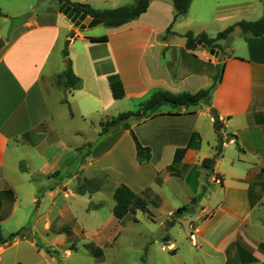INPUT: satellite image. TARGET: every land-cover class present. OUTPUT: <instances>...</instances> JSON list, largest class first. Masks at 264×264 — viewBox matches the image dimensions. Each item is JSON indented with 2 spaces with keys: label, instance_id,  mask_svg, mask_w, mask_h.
Listing matches in <instances>:
<instances>
[{
  "label": "crops",
  "instance_id": "0c3cea01",
  "mask_svg": "<svg viewBox=\"0 0 264 264\" xmlns=\"http://www.w3.org/2000/svg\"><path fill=\"white\" fill-rule=\"evenodd\" d=\"M70 1L105 10L133 5L136 0ZM34 6L31 3L28 8ZM58 8L54 0L13 27L6 24L10 15L0 11L4 42L0 49V224L17 212L16 183L7 170H12L9 165L21 147L30 148L41 159L38 171L43 175L73 168L86 179L105 175L108 180L95 194L108 190V198L113 200L114 190L123 184L155 213L162 212L161 207L173 196L172 187L185 195L188 202L184 205L198 197L201 211L208 212L205 203L201 205L207 195L202 191L219 176L222 195L210 218L223 217L224 230L213 243L210 239L206 243L222 258V264H264V240L245 235L250 216L264 205V34L252 37L235 28L227 39L219 41L221 50L213 59L199 46L188 51L183 37L190 31L194 36L214 38L216 34L206 33L207 26L217 25L223 31L243 18L257 21L264 14V0H191L186 13L175 21L173 0H150L146 11L130 23L115 29L103 26L100 34L85 35L88 28L75 29L72 37L73 27ZM3 31H7L6 37ZM100 37L106 41H91ZM68 38V62L80 80L75 90L54 82L67 68L61 50ZM224 43L228 46L225 50ZM57 58L64 63L63 71H59ZM220 70L221 78L208 100L189 107L163 105L146 118L128 121L139 145L149 150L146 163L137 162L129 130L113 128L99 136L95 129L110 118L139 111L155 92L177 95L206 90ZM113 79L122 85L121 99L112 96ZM48 88L58 91V129L46 99ZM96 131V142L90 145L88 136ZM216 144L221 152L208 178L201 163L215 155ZM81 151L86 152L84 162L75 167ZM223 164L227 170L242 171L225 173ZM77 186L78 182L75 190ZM45 194L50 207L57 206L58 185ZM213 194L215 189L206 198ZM42 200L37 201V208ZM35 201L34 197L32 203ZM45 216L42 230L50 232ZM102 232L99 227L92 236L98 238Z\"/></svg>",
  "mask_w": 264,
  "mask_h": 264
},
{
  "label": "rangeland",
  "instance_id": "374dc122",
  "mask_svg": "<svg viewBox=\"0 0 264 264\" xmlns=\"http://www.w3.org/2000/svg\"><path fill=\"white\" fill-rule=\"evenodd\" d=\"M31 3L35 5L32 9L28 8ZM53 3L54 0L40 2L0 0V11L10 15L6 24L8 27H13L26 16L37 13ZM242 20L247 21L245 18ZM218 29L217 25L212 24L210 27L207 26L205 31L209 35H215L223 28ZM102 30L103 26H99L93 29L88 28V31L83 33L85 35L100 34ZM6 33L7 31H3V37L7 36ZM223 48L225 50L228 46L224 43ZM214 49L219 51L217 48ZM62 50L61 58L64 60ZM206 55L212 59L215 58L207 53ZM66 58L70 61L68 56ZM53 62V59L49 61L48 70ZM57 64L61 66L59 71H63L64 63H60L59 58H57ZM46 99L54 114V126L58 129V91L48 88ZM66 110L68 113L69 110ZM60 124L68 125L64 121ZM95 129L100 132L98 127ZM97 131L94 135L88 136L90 145L96 142ZM88 146L89 144L85 147ZM214 148L216 154L219 149L218 144ZM220 152L219 149V156ZM79 153L75 167H80L82 159H85L83 155L86 152ZM40 163L41 159L30 148L21 147L19 155L12 161V166L9 165V169L12 170H7L10 178L16 183L17 212L13 218L0 224V230L2 235L7 237L21 227L23 229L17 238L0 245V264H13L16 261L24 264H222V258L215 254L206 243L207 239L213 243L224 230L223 217L217 215L213 219L210 218L222 195L219 190L221 185L219 176H214L212 180V183L217 186L212 183L206 184L202 191V195H208L212 189L216 191V195L213 194L211 199H207V195L201 199L203 203L201 205L205 203V206L210 209L208 212L201 211L197 199L186 213L174 215L177 208L188 200L181 190L172 187L173 196L161 207L162 212L158 210L155 213V209L148 206L145 212L128 213L119 221L112 215L114 202L108 198V190L94 193V195L86 193L85 196L79 197L70 195V191L75 194L77 182L82 179L80 170H75L76 168L57 170L58 175L54 176L53 173L43 175L38 171ZM95 168L99 169L98 166L93 167ZM222 169L225 173L234 172V174L242 171L227 170L225 164ZM97 170L89 171L98 173ZM99 177H105L106 181L108 180L105 175ZM207 177L210 178V175ZM56 185H58V199H54H57V206L50 207L49 198L45 193ZM65 193L68 195L64 197ZM91 195L94 196L92 201ZM34 197L36 201L32 203ZM42 197V203L37 208V201ZM173 209L176 210L173 211ZM170 211H173L172 215H168ZM92 212L97 214L94 215ZM45 215L51 224L50 232L42 230V220L45 219ZM249 220L250 227L245 232L246 237L251 239L260 237L264 240V225H262L264 205L252 213ZM99 227L103 228V232L96 238L92 236V232ZM56 234L58 236H53ZM191 234L195 235L196 247L190 243Z\"/></svg>",
  "mask_w": 264,
  "mask_h": 264
},
{
  "label": "trees",
  "instance_id": "16d2710c",
  "mask_svg": "<svg viewBox=\"0 0 264 264\" xmlns=\"http://www.w3.org/2000/svg\"><path fill=\"white\" fill-rule=\"evenodd\" d=\"M60 6L61 4H66L74 11L84 14L85 16L91 19L100 20L101 25L108 29H115L121 27L131 21L137 19L141 14H143L148 8L150 0H136L133 5L122 6L115 9H105V10H96L86 4L73 3L70 0H55ZM191 0H173L174 7V21L186 13L188 10ZM1 15V14H0ZM235 28H238L241 33L244 35H249L252 37H260L264 34V14L257 21H239L231 26H228L223 31L217 33L214 38H209L206 34H200L194 36L192 32H186L183 37L185 38V47L188 51H194L197 47L196 41L200 39L204 46H209L211 48L221 49L219 41L225 40L228 36L234 31ZM91 41H106V37L94 38ZM221 78V70L218 72L217 76L214 79V84L206 89L197 92L196 94L182 93L177 95H172L165 92H155L151 97L142 104L139 111L127 112L118 115L117 117L110 118L100 124L99 136H104L110 132L120 121L126 120L121 128L129 130V134L132 140L135 143L136 148V158L139 164H143L149 161V150L143 148L139 145L134 136L133 132L130 130V123L128 121L136 119L138 117L146 118L149 115L157 111V109L163 105H169L171 107H189L195 106L199 103H202L205 100H208L213 92L214 86ZM55 85L63 89H78L80 85V80L73 74L71 70L70 62L67 63V68L62 73L58 74L55 77ZM110 89L114 99H121L124 95L122 85L118 79H113L110 82ZM218 122L215 119L214 125L217 126ZM235 147L239 152H243L240 146L235 141ZM220 149V148H219ZM219 149L217 153L208 159H204L201 163L202 167L206 169L207 175H209L213 169L215 159L219 156ZM84 160L82 159L81 163L83 164ZM264 173V169L261 170ZM53 175H58V172H54ZM218 177V176H217ZM105 177L86 179L82 178L78 182V186L75 190V194L83 196L86 193L91 194L97 192L100 187L105 183ZM6 194L9 196V199L12 200V192L10 190L6 191ZM196 198H192L188 205L181 206L177 208L174 212V215H182L186 213L191 205L196 201ZM113 201L114 207L112 209V214L115 219L121 221L128 213H135L136 211L145 212L146 202L132 192L127 186L121 184L113 192ZM23 229V228H22ZM11 233L7 237H4L0 230V245H3L11 240L17 238L21 230ZM99 250V249H98Z\"/></svg>",
  "mask_w": 264,
  "mask_h": 264
},
{
  "label": "water",
  "instance_id": "95a60500",
  "mask_svg": "<svg viewBox=\"0 0 264 264\" xmlns=\"http://www.w3.org/2000/svg\"><path fill=\"white\" fill-rule=\"evenodd\" d=\"M57 12L60 15L64 16L73 27V29L69 33V37H72L74 35L75 29H78L79 31H81L85 28L90 29V28H93V27L101 24L100 20L91 19V18L85 16L84 14H80V13L74 11L72 8H70L66 4H61L59 6ZM3 44H4V42L2 40H0V49L2 48ZM68 45H69V38L67 40H65L64 45H63V50H62V57L64 58L65 62H68V59L66 58ZM196 45L199 47H202L203 50L207 54H209L210 56L217 57L219 54V52L217 50H215L214 48H211L209 46H204L200 39H198L196 41ZM125 121L126 120L120 121L114 128L116 129V128L121 127Z\"/></svg>",
  "mask_w": 264,
  "mask_h": 264
},
{
  "label": "built area",
  "instance_id": "2783aa9c",
  "mask_svg": "<svg viewBox=\"0 0 264 264\" xmlns=\"http://www.w3.org/2000/svg\"><path fill=\"white\" fill-rule=\"evenodd\" d=\"M189 240H190V243L192 244V246L196 247V240H195V235L194 234H191L189 236Z\"/></svg>",
  "mask_w": 264,
  "mask_h": 264
}]
</instances>
